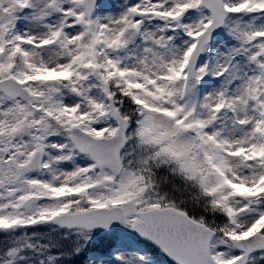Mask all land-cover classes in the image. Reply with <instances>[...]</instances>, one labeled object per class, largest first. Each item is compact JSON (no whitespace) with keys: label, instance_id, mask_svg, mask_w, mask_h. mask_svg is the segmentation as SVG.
I'll return each mask as SVG.
<instances>
[{"label":"snow or ice","instance_id":"1","mask_svg":"<svg viewBox=\"0 0 264 264\" xmlns=\"http://www.w3.org/2000/svg\"><path fill=\"white\" fill-rule=\"evenodd\" d=\"M0 264H264V0H0Z\"/></svg>","mask_w":264,"mask_h":264}]
</instances>
